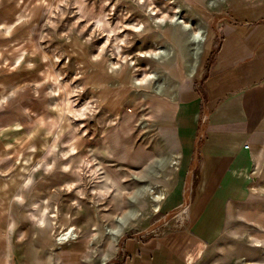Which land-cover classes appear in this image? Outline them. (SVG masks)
<instances>
[{
  "label": "rangeland",
  "instance_id": "1",
  "mask_svg": "<svg viewBox=\"0 0 264 264\" xmlns=\"http://www.w3.org/2000/svg\"><path fill=\"white\" fill-rule=\"evenodd\" d=\"M224 3L0 0V238L13 264H107L126 238L179 224L166 108L208 68ZM182 20L202 30L198 52ZM258 225L228 229L207 264H264Z\"/></svg>",
  "mask_w": 264,
  "mask_h": 264
},
{
  "label": "crops",
  "instance_id": "2",
  "mask_svg": "<svg viewBox=\"0 0 264 264\" xmlns=\"http://www.w3.org/2000/svg\"><path fill=\"white\" fill-rule=\"evenodd\" d=\"M223 13L204 75L183 83L166 108L181 156L170 162L178 186L167 195L182 210L179 224L126 238L107 264H207L210 247L229 244L221 240L228 229H264V0H225ZM9 249L0 238V264H13Z\"/></svg>",
  "mask_w": 264,
  "mask_h": 264
},
{
  "label": "bare ground",
  "instance_id": "3",
  "mask_svg": "<svg viewBox=\"0 0 264 264\" xmlns=\"http://www.w3.org/2000/svg\"><path fill=\"white\" fill-rule=\"evenodd\" d=\"M175 17V14L173 15V18ZM174 20V19H173ZM179 23H181V25L183 26L182 28H186V27H189V29H190V34H191V36H192V38L193 39H195V41L197 42L198 41V43L197 44H195L194 45V47H192V48H195V50H196V52H198L199 50H200V47H199V42L200 41H202L203 40V32H202V30L201 29H199L197 26H195V22L194 23H188V24H186V22L184 21V20H182L181 22L179 21ZM194 42V41H193ZM157 49V48H156ZM151 50L150 52H149V54L148 55H150V56H158L159 55V53H161L162 51H160L159 49H157V50ZM193 53V52H192ZM156 58V57H155ZM194 59V55L192 56V60ZM165 61H168V60H165ZM195 62V61H194ZM194 62L193 61H191V62H189L188 64H186V67L188 68V71H189V73L190 74H192L193 73V70H194V66H193V64H194ZM150 76V75H149ZM151 77H152V75H151ZM143 80V79H142ZM142 80L141 81H139V82H142ZM137 83V82H136ZM121 88H123V86L121 87ZM162 198H163V195L161 194V193H158V194H156L153 190L151 191V199H152V202L154 203V204H156L157 202H160L161 200H162ZM158 208H159V206L158 205H155V206H153V208H152V210L153 211H156V210H158ZM128 216V215H127ZM121 220V221H120ZM119 221H120V229H124V228H126L128 225H127V221H128V219H126V217L124 216V217H121V218H119ZM71 233V232H70ZM72 235V234H71ZM71 236H70V234H69V232H65L62 236H61V238L60 239H62V240H66V239H69ZM72 238V237H71ZM107 258L108 257H105V258H103L100 262H99V264H104L105 262H106V260H107Z\"/></svg>",
  "mask_w": 264,
  "mask_h": 264
},
{
  "label": "built area",
  "instance_id": "4",
  "mask_svg": "<svg viewBox=\"0 0 264 264\" xmlns=\"http://www.w3.org/2000/svg\"><path fill=\"white\" fill-rule=\"evenodd\" d=\"M247 146V145H246Z\"/></svg>",
  "mask_w": 264,
  "mask_h": 264
}]
</instances>
